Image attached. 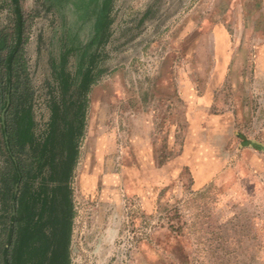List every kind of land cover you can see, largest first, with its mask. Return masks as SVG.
I'll list each match as a JSON object with an SVG mask.
<instances>
[{"label":"rangeland","instance_id":"374dc122","mask_svg":"<svg viewBox=\"0 0 264 264\" xmlns=\"http://www.w3.org/2000/svg\"><path fill=\"white\" fill-rule=\"evenodd\" d=\"M100 1L19 3L40 129L68 48L75 78L93 51L104 68L71 183V264H264V0H112L108 40L87 49Z\"/></svg>","mask_w":264,"mask_h":264},{"label":"trees","instance_id":"16d2710c","mask_svg":"<svg viewBox=\"0 0 264 264\" xmlns=\"http://www.w3.org/2000/svg\"><path fill=\"white\" fill-rule=\"evenodd\" d=\"M11 1L14 17L7 28L12 31L0 29V264H71V174L87 94L104 68L98 62L100 53L93 51L85 65L80 63L75 78L67 68L68 48L52 65V91L59 95H49L50 114L40 129L23 55L26 19L20 0ZM95 9L87 49L102 46L110 35L112 0H101Z\"/></svg>","mask_w":264,"mask_h":264},{"label":"crops","instance_id":"0c3cea01","mask_svg":"<svg viewBox=\"0 0 264 264\" xmlns=\"http://www.w3.org/2000/svg\"><path fill=\"white\" fill-rule=\"evenodd\" d=\"M87 97H88V100H87V104H86V108H85V120H84V128H83V134H82V136L80 137V139L84 136V132H85V129H86V125H87V110H88V106H89V92H88V94H87ZM78 150H79V145H78ZM79 153H80V150H79V152H78V157H77V160H76V163H75V165H74V168H75V166H76V164H77V161H78V158H79ZM74 168H73V170H72V174H71V180H70V186L72 185L71 183H72V178H73V172H74ZM71 189H72V186H71ZM72 192H73V190H72Z\"/></svg>","mask_w":264,"mask_h":264}]
</instances>
